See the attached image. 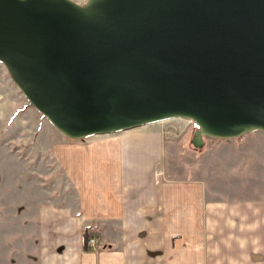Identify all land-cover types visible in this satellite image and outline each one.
Segmentation results:
<instances>
[{"label":"water","instance_id":"95a60500","mask_svg":"<svg viewBox=\"0 0 264 264\" xmlns=\"http://www.w3.org/2000/svg\"><path fill=\"white\" fill-rule=\"evenodd\" d=\"M0 63L70 139L168 118L264 133V0H0Z\"/></svg>","mask_w":264,"mask_h":264},{"label":"crops","instance_id":"0c3cea01","mask_svg":"<svg viewBox=\"0 0 264 264\" xmlns=\"http://www.w3.org/2000/svg\"><path fill=\"white\" fill-rule=\"evenodd\" d=\"M253 132L264 140L256 130L205 137L235 141ZM171 149L148 124L68 138L65 162L52 157L68 178V208L44 207L39 264H264V192L252 188L247 166L236 163L245 170L225 174L231 182L223 187L212 182H220L218 172L174 178ZM219 190L228 197L218 196ZM88 225L100 246L95 251L81 244ZM205 239L225 243L202 259Z\"/></svg>","mask_w":264,"mask_h":264},{"label":"rangeland","instance_id":"374dc122","mask_svg":"<svg viewBox=\"0 0 264 264\" xmlns=\"http://www.w3.org/2000/svg\"><path fill=\"white\" fill-rule=\"evenodd\" d=\"M73 1L82 4L85 0ZM148 125L172 145L168 163L174 178L189 179L196 174L202 178L203 173L214 176L212 173L218 172L220 182L210 180L223 187L231 182L226 175H240L238 172L245 170L237 166L243 163L250 171L247 178L254 184L252 188L257 190L249 194L264 192V140L258 138L259 133L235 141L203 136L205 144H196L197 126L190 120L168 118ZM254 148L263 149V155ZM210 151L216 154L210 155ZM55 156L63 162L68 158V138L28 103L0 63V264H39L44 207L68 208V178L59 161L52 158ZM255 177H260L259 184ZM218 196L228 197L224 190H219ZM92 232L88 230V236H94ZM96 243L94 251L100 249L97 238ZM220 243L225 241L205 239L202 259L218 251Z\"/></svg>","mask_w":264,"mask_h":264},{"label":"trees","instance_id":"16d2710c","mask_svg":"<svg viewBox=\"0 0 264 264\" xmlns=\"http://www.w3.org/2000/svg\"><path fill=\"white\" fill-rule=\"evenodd\" d=\"M90 229H92V227L90 225H88V226H83L82 230H81V243H82V247L84 249H86L85 245H86V240L88 238L87 231L90 230Z\"/></svg>","mask_w":264,"mask_h":264},{"label":"built area","instance_id":"2783aa9c","mask_svg":"<svg viewBox=\"0 0 264 264\" xmlns=\"http://www.w3.org/2000/svg\"><path fill=\"white\" fill-rule=\"evenodd\" d=\"M86 245L89 249H96L97 243L96 238L94 236H89L86 241Z\"/></svg>","mask_w":264,"mask_h":264}]
</instances>
